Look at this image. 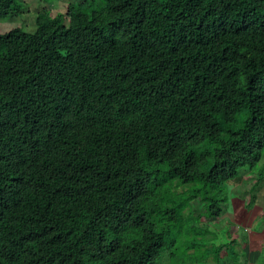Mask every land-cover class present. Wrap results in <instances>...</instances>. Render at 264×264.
I'll return each instance as SVG.
<instances>
[{
    "label": "trees",
    "instance_id": "trees-1",
    "mask_svg": "<svg viewBox=\"0 0 264 264\" xmlns=\"http://www.w3.org/2000/svg\"><path fill=\"white\" fill-rule=\"evenodd\" d=\"M95 2L0 32V264H264V0Z\"/></svg>",
    "mask_w": 264,
    "mask_h": 264
},
{
    "label": "rangeland",
    "instance_id": "rangeland-1",
    "mask_svg": "<svg viewBox=\"0 0 264 264\" xmlns=\"http://www.w3.org/2000/svg\"><path fill=\"white\" fill-rule=\"evenodd\" d=\"M22 1L24 2L21 8L22 13L15 14L5 19L0 18V32H6L15 27H21L29 32L35 31L37 12L41 8L48 6L53 12L64 11L67 9L68 4L74 0H54L49 4L44 0ZM95 3L101 5L104 3V0H96ZM251 177L252 175L246 173L245 178L247 182L231 186L229 207L223 215V218L229 219V222L226 223L225 231L229 229L230 223V227H234L232 232L235 233V236L238 237L239 240L248 237L250 252L257 253L264 248V182L258 188L255 203L248 208V190L253 184ZM215 222L218 225V222ZM235 224L237 225L236 227L234 226Z\"/></svg>",
    "mask_w": 264,
    "mask_h": 264
},
{
    "label": "crops",
    "instance_id": "crops-1",
    "mask_svg": "<svg viewBox=\"0 0 264 264\" xmlns=\"http://www.w3.org/2000/svg\"><path fill=\"white\" fill-rule=\"evenodd\" d=\"M251 263V262H250ZM249 264V263H248Z\"/></svg>",
    "mask_w": 264,
    "mask_h": 264
}]
</instances>
